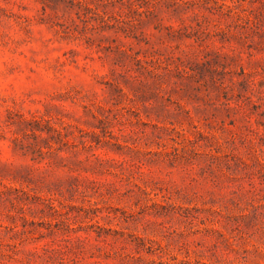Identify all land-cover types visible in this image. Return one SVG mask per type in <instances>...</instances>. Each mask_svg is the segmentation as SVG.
Masks as SVG:
<instances>
[{
    "label": "rangeland",
    "instance_id": "obj_1",
    "mask_svg": "<svg viewBox=\"0 0 264 264\" xmlns=\"http://www.w3.org/2000/svg\"><path fill=\"white\" fill-rule=\"evenodd\" d=\"M0 264H264V0H0Z\"/></svg>",
    "mask_w": 264,
    "mask_h": 264
}]
</instances>
